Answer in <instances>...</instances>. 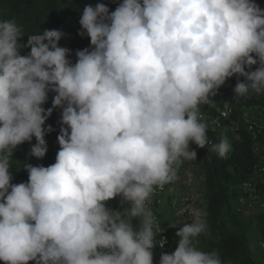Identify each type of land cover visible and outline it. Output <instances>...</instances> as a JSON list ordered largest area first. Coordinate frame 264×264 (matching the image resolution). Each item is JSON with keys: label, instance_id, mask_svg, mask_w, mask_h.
I'll list each match as a JSON object with an SVG mask.
<instances>
[{"label": "clouds", "instance_id": "obj_1", "mask_svg": "<svg viewBox=\"0 0 264 264\" xmlns=\"http://www.w3.org/2000/svg\"><path fill=\"white\" fill-rule=\"evenodd\" d=\"M79 25L90 46L73 62L59 46L62 31L22 43L16 22L0 20L3 264H153L162 232L149 208L156 190L197 159L191 145L220 158L231 151L227 136L210 145L201 106L232 77L237 101L264 95V9L254 0H122L114 11L89 4ZM54 109L55 162H25L27 181L12 183L18 146L45 157ZM118 197L120 208L108 207ZM184 211L190 219L175 233L177 247L159 264H224L194 243L208 231L206 212Z\"/></svg>", "mask_w": 264, "mask_h": 264}, {"label": "trees", "instance_id": "obj_2", "mask_svg": "<svg viewBox=\"0 0 264 264\" xmlns=\"http://www.w3.org/2000/svg\"><path fill=\"white\" fill-rule=\"evenodd\" d=\"M108 2L110 11H114L119 0H0V20H13L22 29L23 37L20 42L27 43L31 34L42 32L43 30H60L64 33L59 41V46L70 50L69 59L75 62V52L90 46L89 38L81 37L79 19L83 8L86 5L95 7L97 3ZM122 2V0H121ZM264 9V0H254ZM30 49H23L21 54L26 55ZM255 70V68H253ZM236 77L226 81L223 91L213 98V107L201 106V112L213 115L218 109H223L228 104L234 111H238L244 106L263 104V95H253L249 99L237 101L233 98V89L236 84ZM243 78H241L242 80ZM49 93L48 101L44 105L45 109L52 107V97ZM59 109H54L52 115L46 121L45 127L51 126L53 131L47 133L45 140L47 143V153L43 159L29 156L31 145L24 143L14 151L13 167L11 173L12 183L18 184L26 182L28 174L23 170L25 162L33 166L43 165L45 167L55 162L56 154L59 150L57 136L61 127ZM208 139H216L214 133H207ZM227 136L231 142V151L220 158L216 153L208 148L199 149L191 145L197 154L209 152V157L205 161V187L207 192L206 219L208 223L209 238L202 239V246L215 250L224 263L233 264H256L251 258L250 248L244 233L241 231L238 219L234 216L233 205L235 201L244 196L242 187L245 183L252 181L259 166L264 168V149L260 156H256L252 150L250 136L244 130L226 131L221 134L219 140ZM239 137L237 140L236 137ZM35 143L33 138L32 144ZM255 193L264 197V176L254 182ZM108 207L118 209L119 197L109 201ZM258 225L261 234L264 236V214L258 217ZM195 242V241H194ZM199 250L200 247L197 246ZM162 251L156 247L154 249L153 264H159ZM0 264H3L0 261Z\"/></svg>", "mask_w": 264, "mask_h": 264}, {"label": "rangeland", "instance_id": "obj_3", "mask_svg": "<svg viewBox=\"0 0 264 264\" xmlns=\"http://www.w3.org/2000/svg\"><path fill=\"white\" fill-rule=\"evenodd\" d=\"M68 1L70 0H64V3ZM119 2H121V0H119ZM103 3L108 6V2L103 1ZM205 161V157L200 154H197L196 160L184 161L178 171V176H180L181 179L176 184L175 191L173 194H168L167 197H164L161 206V218L166 222L170 235L175 237V239H178L175 235L176 231H178L179 227L183 226L186 220L190 219L188 212H181L182 209H187L188 206L191 205L194 208L204 210V212L206 210L207 192L205 187ZM262 177V175H258L257 179H262ZM242 197L244 198L243 202L241 201ZM242 197L240 200L235 201L233 213L239 221L241 231L245 235L250 248L251 258L256 264H264V236L261 234L258 225V217L262 213L261 204L264 197L256 193H252V195L244 194ZM175 201L177 202L175 207L171 206ZM119 208L120 207H118V209ZM133 225L134 227H138L139 221L134 220ZM205 238L210 239L208 231L196 238L194 242L196 247H200L201 251H212L209 247L199 244L200 242L202 243V239ZM224 264L233 263L226 262Z\"/></svg>", "mask_w": 264, "mask_h": 264}, {"label": "built area", "instance_id": "obj_4", "mask_svg": "<svg viewBox=\"0 0 264 264\" xmlns=\"http://www.w3.org/2000/svg\"><path fill=\"white\" fill-rule=\"evenodd\" d=\"M225 86V85H224ZM224 86L221 87L219 91H223ZM264 102V95H263ZM209 107H213L214 103L208 105ZM201 118L207 122L208 130L207 133H214L216 135V139H209L210 145L211 143L219 142V138L221 134L226 131H236V130H244L250 136L252 141V150L256 156H260L262 150L264 149V103L253 106H244L238 109V111H234L228 104H225L223 109H218L217 113L213 115L204 114L201 112ZM209 145V146H210ZM203 157H209V152L203 153ZM258 175L264 176V168L259 166L256 174L253 176L252 181L247 182L242 187V192L245 195H252L255 193L254 182H256ZM181 179L178 176V179L175 183L166 185L162 190L157 189L154 193L150 203L149 208L159 221L160 228L162 229L161 233H158L156 236V244L157 247L164 254H170L175 251L177 247L178 239H175L172 235H170L169 230L166 226V222L161 218L162 215V203L164 197H167L168 194H173L175 191L176 184ZM243 197L241 201L243 202ZM188 200V199H187ZM186 200V202H187ZM177 202H173V207H175ZM170 206V207H171ZM262 213L264 214V198L262 200ZM119 207H120V198H119ZM127 207V205H125ZM164 208V207H163ZM204 211V210H203ZM161 239L165 240L163 248L160 247Z\"/></svg>", "mask_w": 264, "mask_h": 264}]
</instances>
